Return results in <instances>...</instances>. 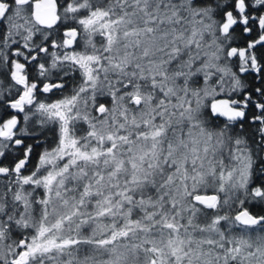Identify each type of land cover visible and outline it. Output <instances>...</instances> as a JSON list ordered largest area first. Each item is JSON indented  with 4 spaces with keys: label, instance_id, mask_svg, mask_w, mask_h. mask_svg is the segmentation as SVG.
I'll use <instances>...</instances> for the list:
<instances>
[{
    "label": "snow or ice",
    "instance_id": "snow-or-ice-1",
    "mask_svg": "<svg viewBox=\"0 0 264 264\" xmlns=\"http://www.w3.org/2000/svg\"><path fill=\"white\" fill-rule=\"evenodd\" d=\"M0 264H264V0H0Z\"/></svg>",
    "mask_w": 264,
    "mask_h": 264
}]
</instances>
